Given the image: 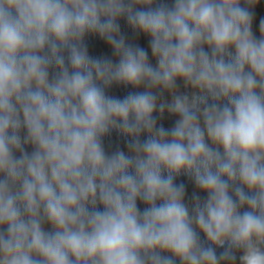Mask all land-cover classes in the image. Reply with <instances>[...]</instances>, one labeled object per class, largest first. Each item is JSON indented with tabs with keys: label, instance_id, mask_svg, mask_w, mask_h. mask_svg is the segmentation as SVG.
Wrapping results in <instances>:
<instances>
[{
	"label": "clouds",
	"instance_id": "clouds-1",
	"mask_svg": "<svg viewBox=\"0 0 264 264\" xmlns=\"http://www.w3.org/2000/svg\"><path fill=\"white\" fill-rule=\"evenodd\" d=\"M259 3L0 0V264H264Z\"/></svg>",
	"mask_w": 264,
	"mask_h": 264
}]
</instances>
